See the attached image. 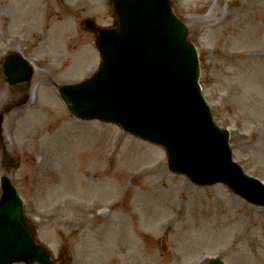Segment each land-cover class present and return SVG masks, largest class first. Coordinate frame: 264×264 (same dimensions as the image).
<instances>
[{"label": "rangeland", "instance_id": "obj_1", "mask_svg": "<svg viewBox=\"0 0 264 264\" xmlns=\"http://www.w3.org/2000/svg\"><path fill=\"white\" fill-rule=\"evenodd\" d=\"M62 1L0 0V53L17 46L37 66L29 103L5 115L3 143L18 163L8 169L0 142V175L8 169L39 240L64 264H209L211 256L264 264V207L223 184L196 186L172 173L161 146L70 114L57 86L99 64L94 35L81 20L113 19L108 0H68L72 15ZM172 6L198 48L200 83L215 121L231 130L234 158L264 181V0ZM5 86L0 78V102ZM12 87L19 98L24 87ZM157 197L167 206L159 214L154 207L153 220L143 198Z\"/></svg>", "mask_w": 264, "mask_h": 264}, {"label": "water", "instance_id": "obj_2", "mask_svg": "<svg viewBox=\"0 0 264 264\" xmlns=\"http://www.w3.org/2000/svg\"><path fill=\"white\" fill-rule=\"evenodd\" d=\"M110 11L116 28L83 23L96 33L102 63L93 77L61 87L71 113L115 122L164 146L171 171L200 185L223 182L249 202L264 205V185L232 160L229 132L213 121L198 82L196 47L170 0H111ZM6 72L15 81L30 78L32 70L12 54ZM1 184L0 264H59L36 241L16 188L6 176Z\"/></svg>", "mask_w": 264, "mask_h": 264}, {"label": "bare ground", "instance_id": "obj_3", "mask_svg": "<svg viewBox=\"0 0 264 264\" xmlns=\"http://www.w3.org/2000/svg\"><path fill=\"white\" fill-rule=\"evenodd\" d=\"M144 173H142V174H140V175H142V177L143 176H145V175H147L148 176V173L147 174H144ZM132 178H134V177H132ZM71 179V178H70ZM149 179V177H147V178H144V181L145 180H148ZM163 198L162 197H157L156 199H154V203H151L149 200H148V198H143V200L145 201L144 202V209H145V207H146V211H147V217L148 218H151V219H153V220H156L159 216H157V214L156 213H154L153 211H152V209L154 208V207H156L157 208V210H158V214H159V212L160 213H163V211L165 212V210H164V208H165V205H166V203H165V201H163L162 200ZM167 206V205H166ZM162 211V212H161ZM232 222H236V219H233L232 220ZM233 226V225H232ZM231 226V227H232ZM262 248H264V247H262ZM258 254H260V256H259V258L260 257H264V249L263 250H260L259 251V253ZM246 255V254H245ZM244 258H246L247 256H244V254L242 255ZM258 260H260V259H258Z\"/></svg>", "mask_w": 264, "mask_h": 264}]
</instances>
